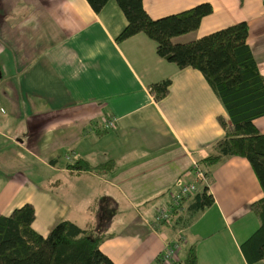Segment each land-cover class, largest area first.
Listing matches in <instances>:
<instances>
[{
	"label": "crops",
	"instance_id": "0c3cea01",
	"mask_svg": "<svg viewBox=\"0 0 264 264\" xmlns=\"http://www.w3.org/2000/svg\"><path fill=\"white\" fill-rule=\"evenodd\" d=\"M204 2L212 13L172 41L245 21L264 76V0L143 6L156 19ZM126 23L115 0L98 13L86 0H0V214L32 204L42 236L69 220L105 236L99 249L114 264H161L178 236L176 262L195 246L198 264H247L242 244L259 227L251 205L263 192L244 157L225 159L198 185H207L210 206L191 212L194 194L152 226L178 184L194 181V163L214 153L225 135L217 117L227 113L202 72L160 57L144 33L116 41ZM162 80L168 92L156 99L150 86ZM254 124L264 133V115ZM77 161L96 168H71Z\"/></svg>",
	"mask_w": 264,
	"mask_h": 264
},
{
	"label": "trees",
	"instance_id": "16d2710c",
	"mask_svg": "<svg viewBox=\"0 0 264 264\" xmlns=\"http://www.w3.org/2000/svg\"><path fill=\"white\" fill-rule=\"evenodd\" d=\"M86 1L96 13L108 2ZM115 1L127 21L116 41L144 33L155 41L160 57L179 68L192 67L202 72L224 106L227 118L217 119L225 135L215 142L214 153L198 160V164L209 178L213 168L229 157H244L250 163L263 196L251 205L260 224L242 244V251L247 264H264V133L254 124V119L264 115V76L247 43V23L241 21L187 42H173V37L199 27L201 19L212 13L210 3L153 19L144 9L143 0ZM169 83V80L153 83L150 91L160 99L167 94ZM71 168L96 167L77 161ZM212 203L213 197L204 185L195 193L189 210L195 213ZM34 219L30 203L8 215L0 214V264H114L99 249L105 236L94 237L66 219L58 221L42 236L32 228ZM173 264H198L195 246L188 248L182 261Z\"/></svg>",
	"mask_w": 264,
	"mask_h": 264
},
{
	"label": "built area",
	"instance_id": "2783aa9c",
	"mask_svg": "<svg viewBox=\"0 0 264 264\" xmlns=\"http://www.w3.org/2000/svg\"><path fill=\"white\" fill-rule=\"evenodd\" d=\"M3 108L0 105V112H3ZM106 129L114 128V120L111 119L105 123ZM194 181L191 183L178 184V189L170 194L169 202L160 207L154 216L152 226L158 228L164 223L168 222L175 210H177L183 201L195 193L198 192V185L205 184L207 182V176L204 171L199 167L197 163H194ZM184 242L183 236H178L176 239L166 244L164 251L161 255V261L164 264H173L177 261V253L181 248V243Z\"/></svg>",
	"mask_w": 264,
	"mask_h": 264
},
{
	"label": "rangeland",
	"instance_id": "374dc122",
	"mask_svg": "<svg viewBox=\"0 0 264 264\" xmlns=\"http://www.w3.org/2000/svg\"><path fill=\"white\" fill-rule=\"evenodd\" d=\"M168 243H169V242H168ZM182 243H183V242H182ZM182 243H181V244H182ZM179 255H180V253H179ZM182 260H183V259H182ZM161 264H164V263L161 261Z\"/></svg>",
	"mask_w": 264,
	"mask_h": 264
}]
</instances>
